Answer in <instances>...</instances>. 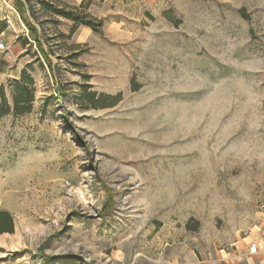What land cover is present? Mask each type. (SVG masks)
Returning a JSON list of instances; mask_svg holds the SVG:
<instances>
[{
  "label": "rangeland",
  "instance_id": "rangeland-1",
  "mask_svg": "<svg viewBox=\"0 0 264 264\" xmlns=\"http://www.w3.org/2000/svg\"><path fill=\"white\" fill-rule=\"evenodd\" d=\"M0 43V264H264V0H0Z\"/></svg>",
  "mask_w": 264,
  "mask_h": 264
},
{
  "label": "trees",
  "instance_id": "trees-1",
  "mask_svg": "<svg viewBox=\"0 0 264 264\" xmlns=\"http://www.w3.org/2000/svg\"><path fill=\"white\" fill-rule=\"evenodd\" d=\"M64 17L71 19L68 14L64 13ZM74 20V19H72ZM94 28L95 26L85 23ZM30 31L35 36L36 42L39 41L37 30L29 25ZM51 67V66H50ZM10 96L12 103H10L5 86H0V120L7 115L24 116L32 112L34 103L36 101V83L33 77L27 72L23 71L20 79L10 81ZM61 95V93H59ZM9 217L8 213H0V217Z\"/></svg>",
  "mask_w": 264,
  "mask_h": 264
},
{
  "label": "built area",
  "instance_id": "built-area-1",
  "mask_svg": "<svg viewBox=\"0 0 264 264\" xmlns=\"http://www.w3.org/2000/svg\"><path fill=\"white\" fill-rule=\"evenodd\" d=\"M0 49H4V44H3V43H0ZM258 251H259V250H258L257 245H252V246H250V248H249V253H250L251 255L257 254Z\"/></svg>",
  "mask_w": 264,
  "mask_h": 264
},
{
  "label": "crops",
  "instance_id": "crops-1",
  "mask_svg": "<svg viewBox=\"0 0 264 264\" xmlns=\"http://www.w3.org/2000/svg\"><path fill=\"white\" fill-rule=\"evenodd\" d=\"M257 247H258V250H259L257 254L251 255L249 253V250H248V257L246 259V262H248L249 264H252L251 262H253V260L257 258L256 256L260 254V247H259V245H257Z\"/></svg>",
  "mask_w": 264,
  "mask_h": 264
}]
</instances>
